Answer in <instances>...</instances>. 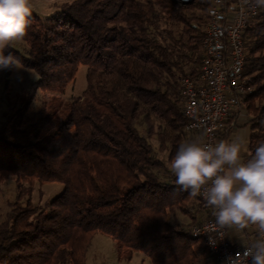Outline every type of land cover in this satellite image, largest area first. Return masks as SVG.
I'll list each match as a JSON object with an SVG mask.
<instances>
[{
    "label": "trees",
    "instance_id": "16d2710c",
    "mask_svg": "<svg viewBox=\"0 0 264 264\" xmlns=\"http://www.w3.org/2000/svg\"><path fill=\"white\" fill-rule=\"evenodd\" d=\"M208 6L73 0L46 17L31 12L25 53L9 46L4 55L35 73L48 99L27 117L31 94L14 96L0 122V181L16 185L0 218V264H86L97 232L126 262L139 252L151 264H215L190 235L210 208L180 191L168 167L181 143L198 139L185 132L180 80L199 74ZM243 44L249 91L236 120L242 115L251 159L264 143V6ZM79 65L85 89L64 101ZM225 124L220 139L228 141L236 125ZM35 183L63 190L40 207L30 199Z\"/></svg>",
    "mask_w": 264,
    "mask_h": 264
},
{
    "label": "built area",
    "instance_id": "2783aa9c",
    "mask_svg": "<svg viewBox=\"0 0 264 264\" xmlns=\"http://www.w3.org/2000/svg\"><path fill=\"white\" fill-rule=\"evenodd\" d=\"M208 4L199 74L194 79L181 78L180 98L185 132L196 133L205 143L216 144L221 141L220 135L229 119L236 125L242 100L249 91L248 78L243 74L247 60L243 33L253 26L259 5L256 0H208ZM250 229L253 231L249 233L250 239L231 240L229 229H221L216 224L210 208V216L191 227L190 235L202 240L215 264H251L243 251L259 238V233L255 226Z\"/></svg>",
    "mask_w": 264,
    "mask_h": 264
},
{
    "label": "clouds",
    "instance_id": "9594fccd",
    "mask_svg": "<svg viewBox=\"0 0 264 264\" xmlns=\"http://www.w3.org/2000/svg\"><path fill=\"white\" fill-rule=\"evenodd\" d=\"M256 3L264 6V0ZM31 7V0H0V71L20 69L17 58L4 50L26 36ZM244 147L242 139L216 144L192 139L178 146L169 168L180 191L203 197L221 229L243 233L255 226L259 238L243 256L251 264H264V143L247 161L241 155Z\"/></svg>",
    "mask_w": 264,
    "mask_h": 264
},
{
    "label": "rangeland",
    "instance_id": "374dc122",
    "mask_svg": "<svg viewBox=\"0 0 264 264\" xmlns=\"http://www.w3.org/2000/svg\"><path fill=\"white\" fill-rule=\"evenodd\" d=\"M73 0H31V12L37 14L40 17L48 16L53 10L54 5L62 4L65 2H71ZM10 47L14 48L18 52L24 54L26 51V44L19 40L13 42ZM19 70H6L0 71V122L3 120V114L9 113L12 107V101L14 96L20 94H31V101L25 116H36L38 109L43 101H47L48 94L42 89L37 87L38 76L27 68H24L19 64ZM87 67L85 65H79L74 79L69 83L66 88L61 92L60 96L64 101H69L73 97L80 95L85 89V73ZM237 126H241L242 121H238ZM235 129V128H233ZM245 147L242 150V159L249 160L248 154L245 151L246 140L248 131L244 130L243 133ZM155 154L160 156L157 152L158 143L156 140L150 141ZM245 154V156L243 155ZM162 158L165 160L166 155L162 154ZM169 167V165H168ZM63 190V185L60 183H48L44 185L34 184L32 195L30 197L31 202L34 205L43 207L44 204L50 202L53 198L59 195ZM42 192V196L40 193ZM16 195V185L13 179H7L0 181V218L9 208V203L14 200ZM178 221L182 222L184 226H187L188 218L183 215H178ZM86 264H151L149 260L141 253L135 252L132 255L130 262L120 260L117 254L116 243L113 239L97 232L91 241V245L87 251ZM214 264V263H211Z\"/></svg>",
    "mask_w": 264,
    "mask_h": 264
},
{
    "label": "crops",
    "instance_id": "0c3cea01",
    "mask_svg": "<svg viewBox=\"0 0 264 264\" xmlns=\"http://www.w3.org/2000/svg\"><path fill=\"white\" fill-rule=\"evenodd\" d=\"M238 121H243L242 115L239 116L237 123H238ZM237 125L238 124H236V126L234 127L235 129H232L228 141H231L233 139H244V136H243L244 130H246V131H248V130L246 127H243L242 124H241V126H237ZM245 151H246V148H245ZM243 155L245 156L244 153H243ZM246 231H247V233H245V232L235 233L229 229V237L231 238V240L239 238V237H242L244 239H250L252 237V235L250 236L249 233L251 234V233H253V231H252V229H250V231L247 229Z\"/></svg>",
    "mask_w": 264,
    "mask_h": 264
},
{
    "label": "water",
    "instance_id": "95a60500",
    "mask_svg": "<svg viewBox=\"0 0 264 264\" xmlns=\"http://www.w3.org/2000/svg\"><path fill=\"white\" fill-rule=\"evenodd\" d=\"M180 3H182L183 5H187L189 3H192L194 0H178Z\"/></svg>",
    "mask_w": 264,
    "mask_h": 264
}]
</instances>
